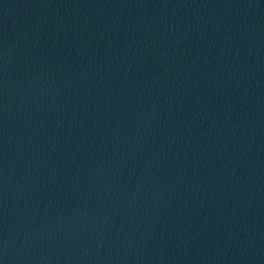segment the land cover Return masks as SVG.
<instances>
[{
    "label": "water",
    "instance_id": "obj_1",
    "mask_svg": "<svg viewBox=\"0 0 264 264\" xmlns=\"http://www.w3.org/2000/svg\"><path fill=\"white\" fill-rule=\"evenodd\" d=\"M0 264H264V0H0Z\"/></svg>",
    "mask_w": 264,
    "mask_h": 264
}]
</instances>
